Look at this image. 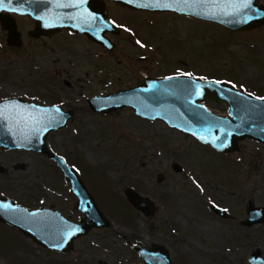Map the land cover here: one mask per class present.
Returning <instances> with one entry per match:
<instances>
[{
  "label": "rangeland",
  "instance_id": "rangeland-1",
  "mask_svg": "<svg viewBox=\"0 0 264 264\" xmlns=\"http://www.w3.org/2000/svg\"><path fill=\"white\" fill-rule=\"evenodd\" d=\"M105 9L119 28L106 34L114 51L69 30L31 37L34 21L17 15L23 45L11 47L0 22V102L21 98L74 111L67 127L48 135V146L76 169L111 222L63 254L0 223V264H142L135 246L149 249L153 243L165 246L175 264H248L257 248L264 256V224L243 225L250 207L264 206L263 144L246 139L240 150L220 154L130 108L100 114L88 103L146 77L185 74L264 98V24L231 31L112 1ZM206 107L229 114L226 104ZM175 162L182 172L173 169ZM0 167L6 170L0 173V195L29 209H56L74 222L83 218L68 181L46 156L0 147ZM128 188L153 202L151 218L131 205ZM212 204L230 217L215 214Z\"/></svg>",
  "mask_w": 264,
  "mask_h": 264
},
{
  "label": "water",
  "instance_id": "water-1",
  "mask_svg": "<svg viewBox=\"0 0 264 264\" xmlns=\"http://www.w3.org/2000/svg\"><path fill=\"white\" fill-rule=\"evenodd\" d=\"M107 1L133 10L193 16L232 31L264 24V5H259L258 0H251V8L244 6L245 0H188V3L183 0H6L0 6V22L2 29L7 31V43L11 47L23 45L15 14L35 21L34 30L29 32L31 37L71 30L114 51L116 45L106 34H118L119 28L108 17ZM208 101L226 104L229 116L211 112L204 105ZM88 103L100 114L131 108L137 116L149 121H163L171 129L188 134L221 154L240 150V142L246 139L264 144V99L215 80L189 75L146 77L137 86L89 98ZM73 117V110L64 111L56 105L40 106L20 98L0 102V147L35 152L54 161L78 199L75 208L84 214V218L76 223L56 209H29L0 195V205L11 206L0 207V223L19 231L38 246L60 253L73 251L75 242L92 230L111 226L77 171L48 146V135L67 127ZM172 167L177 172L183 171L179 163H173ZM4 172L6 170L0 167V173ZM158 180L161 182L162 177ZM125 196L145 217L154 215L155 206L149 198L131 188L125 191ZM211 209L217 215L229 218L226 209L217 205H212ZM261 224H264V206L250 207L243 225ZM73 229L78 231L72 232ZM68 232L72 235L68 236ZM135 249L143 259L142 264H175L170 251L161 244L153 243L149 249L136 246ZM248 264H264L260 248L251 253Z\"/></svg>",
  "mask_w": 264,
  "mask_h": 264
},
{
  "label": "snow or ice",
  "instance_id": "snow-or-ice-1",
  "mask_svg": "<svg viewBox=\"0 0 264 264\" xmlns=\"http://www.w3.org/2000/svg\"><path fill=\"white\" fill-rule=\"evenodd\" d=\"M6 2V0H0V6H2L4 3ZM184 3H188V0H183ZM160 6V5H158ZM163 6H167V5H163ZM244 6L245 7H248V8H251V0H245L244 2ZM57 111H59L57 109ZM0 207H3V208H10L11 206L9 204H3V205H0ZM75 231H78V229H73L72 232H75ZM72 232H68L67 235L68 236H71L72 235Z\"/></svg>",
  "mask_w": 264,
  "mask_h": 264
},
{
  "label": "flooded vegetation",
  "instance_id": "flooded-vegetation-1",
  "mask_svg": "<svg viewBox=\"0 0 264 264\" xmlns=\"http://www.w3.org/2000/svg\"><path fill=\"white\" fill-rule=\"evenodd\" d=\"M32 19V18H31ZM33 20V19H32ZM34 21V20H33ZM34 23H35V21H34ZM72 32V31H71Z\"/></svg>",
  "mask_w": 264,
  "mask_h": 264
}]
</instances>
